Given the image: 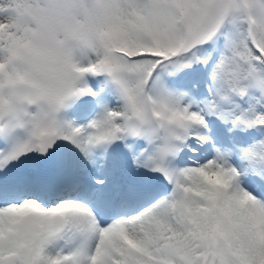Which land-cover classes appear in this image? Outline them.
<instances>
[{
    "label": "snow or ice",
    "instance_id": "snow-or-ice-1",
    "mask_svg": "<svg viewBox=\"0 0 264 264\" xmlns=\"http://www.w3.org/2000/svg\"><path fill=\"white\" fill-rule=\"evenodd\" d=\"M0 264H264V0H0Z\"/></svg>",
    "mask_w": 264,
    "mask_h": 264
}]
</instances>
